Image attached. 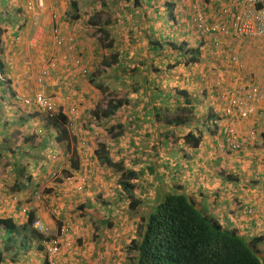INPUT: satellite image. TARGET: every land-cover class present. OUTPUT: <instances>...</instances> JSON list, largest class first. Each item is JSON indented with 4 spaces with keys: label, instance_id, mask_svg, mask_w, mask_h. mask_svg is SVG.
I'll list each match as a JSON object with an SVG mask.
<instances>
[{
    "label": "trees",
    "instance_id": "trees-1",
    "mask_svg": "<svg viewBox=\"0 0 264 264\" xmlns=\"http://www.w3.org/2000/svg\"><path fill=\"white\" fill-rule=\"evenodd\" d=\"M97 1L94 2L97 4ZM131 1L138 8L139 25L146 24L147 27L144 37L139 38L141 42L139 50L134 34L136 27L134 29L131 25L125 27L128 20L126 12L130 13ZM180 1L182 0H101L98 6L93 7H97V10L91 20V36L96 42L94 49L101 56L102 71L99 76L101 78H95L96 76L92 75L89 77L90 83H93L107 97L103 107L98 106L91 110L93 115L90 111L86 112L87 106L84 105V99L81 100V97L85 98L82 94L76 96L74 100L76 102L71 103L78 108V114L75 117L68 111H63L64 105L60 106L53 114L48 113L45 117L40 116L38 119V121L42 119L47 121L48 126H44L46 131L36 128L31 130L30 134L20 133V137L16 138L14 128L22 127L27 120L22 119L21 116L12 119L13 115L5 116L0 109V169L2 173L8 172L7 176L13 178L11 190L21 189L22 179L30 166L29 170L41 163L44 164L43 159L50 153L51 146L55 145L56 140H63L69 146L72 137H68L67 126L79 130L75 132L74 140L80 139L79 141L85 142L80 130L84 127L89 128L81 121V117L83 120V115L87 113L90 117L93 116L92 120H96L97 126L110 125V132L118 127L117 133L121 132L124 135L134 131L139 134L137 137L142 135L147 141L152 135L157 134L158 144L171 148L181 145L180 149L190 147L195 152L199 150L203 134L206 131L217 130L223 117L208 111L204 120H198L195 117L196 106H202L204 102L197 96H193V92L185 87V82L192 75L189 72H182L179 68L174 69L181 63L182 67L199 63L203 57L198 47L207 46L205 42H200L198 46L189 45L183 32L181 33L183 39L179 41L176 39L173 29L183 27L181 23L184 21L192 22L193 31L198 34V36L194 34L197 38L203 37L193 20L191 0H187L190 10L189 13L185 11V14L182 11L183 4L178 6ZM68 2L74 10L73 21L79 20L85 14L80 13V0H68ZM219 2L220 0L215 1V3ZM103 13L107 14L105 19L100 17ZM165 13L168 14L167 17L163 16ZM25 19L19 0H0V53L4 49V36L8 25L13 24L11 26L13 29ZM170 32L172 33L169 34ZM212 42L208 40V44L214 46ZM65 44L72 43L65 42ZM66 45L61 47L65 49ZM72 45L74 47V44ZM76 50L75 48L69 59L61 58L60 63L69 68L72 74L76 70L88 75V68L82 65L81 56ZM1 61L0 59L2 68ZM171 74L174 76L171 77ZM167 75L170 79L166 78ZM193 77H197L196 74ZM105 80L110 82L106 83ZM128 82L131 83L128 84ZM116 86L129 88L131 92L124 97H119L110 90ZM170 101L172 104L168 105ZM171 106L174 107L176 114L169 116L168 108L171 109ZM160 109L164 112L161 113ZM73 118L74 123H71ZM27 119L31 122L29 117ZM194 121H200L201 124L199 122L196 124L197 122ZM210 125L213 127L210 128ZM260 138L264 142V134L260 135ZM107 143H101L95 149L94 155L101 161L100 163L105 165L104 167L114 170L112 175L118 176L116 183L122 187L123 192L116 191L117 196L121 197L123 193L133 195L139 178H142L145 173H157L156 164L149 156L146 157L147 165L143 168L140 166V160L145 157L141 159L137 156H145V154L140 151L136 141L127 143L125 148L119 146V143L113 148H107ZM77 153L78 150L75 148L74 154ZM71 155L73 158L70 156L69 161L70 164L72 163V169L75 170L79 166V161L77 162L74 158L73 152ZM24 156H28V163L33 164L23 163ZM180 161L179 153L175 151L174 160L168 159L163 167L168 168L169 165L174 164L176 171H181ZM219 171L221 175H224L221 167ZM229 178L227 180L229 183L234 184L238 181V178L232 175H229ZM178 186L176 191L156 190V193L154 191L148 193L155 196L153 203H147V206L152 207V211L140 218L136 238L128 239L127 250L124 252L128 264H264L261 258L262 249H260L263 235L244 236L235 229L227 228L213 213H208L207 209L201 208L190 198V195L180 191ZM145 188L144 186L143 189ZM202 199L205 201L206 198L203 196ZM82 204L81 208L84 206V203ZM140 205H146L143 196L134 197L130 203L132 210H136ZM247 205L250 204H242L240 209L243 210ZM32 211L35 210L32 209ZM32 211L29 218L22 223L10 216H0V264H30L27 260L33 249V242L37 241L40 244L43 239L53 237L49 231L42 233L31 226L35 216ZM93 219L97 221L98 216H93ZM104 219L95 230L98 240L109 234L102 228L109 225L110 219L109 217ZM99 226L102 227V231ZM107 249L112 248L103 242L97 246V251L93 255H98L99 250L102 254Z\"/></svg>",
    "mask_w": 264,
    "mask_h": 264
},
{
    "label": "rangeland",
    "instance_id": "rangeland-1",
    "mask_svg": "<svg viewBox=\"0 0 264 264\" xmlns=\"http://www.w3.org/2000/svg\"><path fill=\"white\" fill-rule=\"evenodd\" d=\"M16 1V0H14ZM38 4V0H19L20 6L22 8V11L25 16V20L22 21V23H18V27L12 29L11 26L8 25V30L5 33L4 36V48L6 50L4 59L7 60V66L6 73L4 75L5 81H8L7 86H12L14 88V91L20 90L28 93L30 96L34 95L38 92H44L47 96L53 97L55 95H69V98L71 95L73 96V100L76 98V96L84 95L85 98L81 97V100L84 99V105L87 106L86 112L90 111V113L93 115L91 110H94L98 108V106H104V100L107 99L105 95L102 93V91L95 87L93 83H90V77L89 76H96L95 78H101L100 73L102 71V60L101 56L98 52L95 51L94 47L96 46V42L94 39H92L91 32V20L94 18V13L97 10L96 8H93L94 6H98L100 4L98 0L97 4L94 2L95 0H80V13H85L82 15L79 20L73 21L72 15L74 13V10L69 6L68 1L64 2L67 3V9L63 12L61 10L57 9L56 5L49 4L47 6L46 0H42V6L38 8V5H33L32 2ZM52 1V0H51ZM28 2H30V6H28ZM94 2V3H93ZM205 2V9L208 8L209 12L213 13V10L215 7H219L220 5H217L213 2L214 0ZM223 3V2H222ZM95 4V5H94ZM180 4H183V14L186 11L189 13L190 5L187 4V0H182L180 3H178V6ZM51 5V8H50ZM87 6V7H86ZM92 6V7H91ZM89 8V9H88ZM109 8V7H108ZM130 13L129 11L126 12L128 14L127 23L125 24V27L128 25H131L134 29L136 27V31H134L135 37L137 38L136 45L137 49L139 50L140 43L139 38L144 37V33L147 29L145 26L144 29H142V26L139 25L138 20V8L134 4L133 1L129 4ZM51 9V10H49ZM109 13L110 11H105ZM186 13V14H187ZM107 14L103 13L100 14V17L102 19H105ZM44 16L49 17V21L52 23V26L57 25L60 29L63 28V23L67 25L66 29L69 31L68 39H66V42L74 44V47L77 49L78 53L81 56L82 59V65L86 67L88 70L87 74L79 73L78 71H74L76 79L74 80L73 86L68 85L65 86V83H62L64 80L66 81V78L63 76L66 72L65 70H69V68H66L63 64L59 63L58 57L61 52H64L65 49L63 47H57L52 42V36L51 33H46L45 37L49 39V42L46 44L43 42V36H41L42 33H44L42 30H47L46 28L42 27L41 20ZM164 17H167L168 14H163ZM69 19V20H68ZM43 21V20H42ZM73 21V22H72ZM134 22V23H133ZM73 23V24H71ZM183 22L181 23V26L183 27H177L176 29H173V33L175 32L176 39L182 40V32L185 35V38L189 45L198 46L201 43L205 42L207 46H199L198 49L201 52L202 60L197 64L189 65L188 67H182V63L177 65L174 69H181L182 72H189L192 76L196 74L197 77H189L188 81H186L185 87L190 89L193 92V96H197L200 98L204 103L202 106H196L195 111V117L198 118V120L202 119L204 120L207 116L208 111L212 114H222L221 113V104L218 98L216 99V95L219 90H217V87L215 85L216 81L221 82L220 86H226L227 82L225 80H229L231 76V72L233 68H231L232 65L227 63V59H225V54H222V50L219 49L220 47L212 46L211 44H208V41L205 39V37H199L197 38L198 34H196L192 25V22ZM135 24L136 26H134ZM17 31L18 33L14 35V32ZM74 31L76 34H79L78 37H74ZM170 32L169 34H171ZM196 36H195V35ZM65 37V34L63 35ZM135 38V39H136ZM203 38V39H202ZM261 39V38H258ZM243 40V46L242 50V56L240 55V61L244 64L243 70L240 72H247L250 76H252L255 80H257L253 73L254 71L251 67L249 62L247 61L249 59L248 56L245 54L246 48L248 44L254 42V40ZM224 41V40H223ZM222 41V42H223ZM261 41V40H260ZM262 44H264V39H262ZM260 43V45H261ZM255 44V43H254ZM258 44V42H256ZM188 45V46H189ZM222 48V47H221ZM263 47L260 48V52L262 51ZM120 52V50H119ZM259 52V54H261ZM240 54V53H239ZM264 55V53H263ZM245 56V57H244ZM262 56V54L260 55ZM109 58V57H108ZM51 60L56 61V68L53 71L52 75L50 77L43 76V71L46 69L47 65ZM167 63V61H164V63ZM81 64V63H80ZM11 66V68H10ZM253 70H251V69ZM190 70V71H189ZM250 70V71H249ZM14 71V74L12 73ZM176 71H174V74ZM174 74H171L170 76L173 77ZM176 75V74H175ZM166 76L167 79H170ZM181 78V77H180ZM228 78V79H227ZM176 80V79H174ZM233 80L231 79L229 84ZM60 82V83H59ZM106 83H109L108 80H105ZM131 82H128L130 84ZM133 84V83H132ZM164 85V81L162 82ZM181 84V83H180ZM120 85V84H119ZM182 85V84H181ZM70 89V90H69ZM114 94H117L119 97H124L128 95V92H131V89L127 88H121L120 86L113 87L110 89ZM116 90V91H114ZM67 93V94H66ZM66 100V98H65ZM76 102V101H73ZM86 102V103H85ZM78 103V102H77ZM194 103H197L194 101ZM83 104V103H82ZM172 104V101L168 103V105ZM15 106L23 107L21 104H16L9 98V100L4 99L3 105L1 107V112H5L8 108H13ZM166 106V105H164ZM263 106V105H262ZM66 108V107H65ZM81 107H79L80 109ZM162 108V107H161ZM26 109L21 114L23 117L30 116L32 112V108L26 107ZM163 110L167 111L162 108ZM168 114L167 115H175V109L171 106V109L168 108ZM14 110H16L14 108ZM161 110V109H160ZM161 110V113L164 111ZM56 111V110H54ZM264 111L262 108L260 111H258V114H261ZM18 116V115H17ZM82 116V115H81ZM194 116V113H193ZM93 116H89V113L83 115V120L81 117V121L83 125L89 126V128H82L80 131V134H83L85 138V146H82L81 149V143L79 140H74L73 137L75 136V132L79 130H75L74 128H70V126H67V133L68 137L72 139L70 140L71 143H69V146L67 148V156L66 158H73L71 155L75 148L78 150V153L74 156V158L77 160V162H81V165L78 166L77 169L73 170L75 173L80 174L79 181H75L74 186H71L70 188H63L61 189L62 193L59 194V196H55L54 199L57 201V203L60 201V197H63L64 199H71L74 197L88 199L87 203L91 205L92 209L97 207H101L102 209H106L108 207V210H112V219L115 224V228L113 229V235L112 240L108 241L106 245H110L112 249L114 250V256H121L120 259L118 258H112L111 256H108V258H104L103 260L99 261V264H105V261L108 259L112 262V264H128V260L126 256H124V252L127 250L128 246V239L129 237L136 238L138 225L140 223V218L142 216H147V214L152 211V207L147 206V203H153V200H155L154 195H149L148 193L155 192V190L162 191H176L177 190V183L181 182V187L183 190L193 189L190 193V198L196 202L199 206H202V202L200 201L201 195L200 191L202 188H205L208 186V184L213 183L215 180L219 181V167L222 168L224 171V175H221L222 179H230L229 175H232V177H237L241 174V172L236 169L234 165L231 164V162H227L225 160H232L230 158V155L228 156V153L224 151V148L222 147L221 143V137L219 132L211 131V132H205L203 134L202 144L201 148L198 150V154H194L189 147L182 150L180 149V146L178 145L175 148L171 147H165L164 149L166 151V156L174 154V152L179 153V157L181 158L180 164L182 171H176L179 173L178 175V182H176V175H173L172 170L174 169V164H171L168 166V168H164V162L166 163L167 159L164 160V155L160 156V153L157 152L158 147L160 146V143L158 144L157 141V134H154L151 136L148 141L146 138H143L142 135L140 137H137L136 132L132 133H125L124 135L120 132L117 133L119 128L115 127L111 132L109 131L110 125L104 124L97 126L96 120H92ZM220 117V116H219ZM36 118V117H35ZM221 118V117H220ZM85 119V121H84ZM216 123L218 122V119L216 118ZM197 122L196 124H201L200 121H194ZM43 123H47V121H43ZM43 123H40V127L43 128L45 125ZM262 123V120H260V124ZM211 124V123H210ZM33 124L30 128H14V135H18L19 132L17 131H23L27 133L28 130H32ZM213 125H210V128H212ZM59 128H62L59 126ZM203 128V127H201ZM221 124L218 127V131H220ZM257 128V127H256ZM77 129V128H76ZM46 130V129H44ZM156 133V132H154ZM136 135V137H134ZM82 136V135H81ZM245 137V136H244ZM242 137V138H244ZM15 138V137H14ZM136 141V143L140 147V151L144 152L145 156L138 155L137 157L143 158L141 161L140 166L143 168L147 165L146 157L149 156L151 161L156 162V168L157 173L156 174H150L145 173L142 178H139L135 185V190L133 195L132 194H126L123 193V196L119 197L116 194V191H122L123 189L121 186H119L116 183V180L118 179V176L112 175L114 174V170L110 167H104L101 161L94 155V152H96V148H98L101 143H107V148H113L114 146H117V144L122 148H125L127 146V143L131 141ZM212 142L213 153H209L207 149L204 148L206 142ZM210 142V144H211ZM112 144V145H111ZM155 144V146H154ZM251 145H254V143H250ZM152 147V149H150ZM248 144L243 149V153H247L248 150ZM254 148L258 150L261 148V144L254 145ZM57 149V147H52L50 149L49 158L52 159L54 156L53 152ZM160 149V148H159ZM212 149V148H211ZM211 151V150H210ZM259 151V150H258ZM90 152V153H89ZM170 152V153H169ZM254 152V151H251ZM261 152H263L261 150ZM240 153V152H239ZM239 153L237 154L239 158ZM223 155V158L221 159V162H218L216 159L218 156L221 157ZM258 154V152L253 153ZM260 154V153H259ZM51 155V156H50ZM126 155V154H125ZM228 156V157H227ZM174 157V156H173ZM247 157V156H246ZM159 158L161 159L159 161ZM241 155L240 158L241 159ZM245 158V157H244ZM252 158V157H249ZM65 159V158H64ZM194 159L193 161H191ZM164 160V161H163ZM159 161V162H158ZM163 161V162H162ZM24 163H27V161L23 160ZM66 162V161H65ZM46 165V163H45ZM42 166V168H47V166ZM81 166L83 167V170L81 169ZM87 167V168H86ZM70 168L72 169V163L70 164ZM89 168L95 169V175L93 176L91 173H88ZM87 170V171H86ZM239 171V172H237ZM32 176H37L36 180L39 182H42L40 184L34 185L36 186L38 190H40V193H50L47 192V188H51L50 186H46V184L50 181L51 178L56 177L55 175H51L46 170V172L40 173V176L38 174H35L36 171H32ZM61 175L67 176L70 174L68 171V168H65L64 170H60ZM173 176V177H172ZM42 177L45 179L43 180ZM177 177V176H176ZM87 178V179H86ZM238 178V177H237ZM13 178H10L12 180ZM84 179V180H82ZM43 180V181H42ZM87 180V181H86ZM234 180V179H233ZM232 180V181H233ZM211 182V183H209ZM241 184L244 183V179H240ZM239 182V183H240ZM251 183V182H250ZM117 185V186H116ZM146 187L143 189V187ZM138 187V188H137ZM261 187L264 189V184L261 182ZM236 189V188H235ZM31 190L28 189V192L30 193ZM24 192V191H23ZM23 192L19 193L17 195L18 202L20 205H31L34 203L32 195H23ZM143 193V194H142ZM156 193V192H155ZM217 193V192H216ZM33 194V193H32ZM158 195V193L156 194ZM139 198L143 196V200L145 201L146 205H140L136 208V210H132L130 203L133 201V198ZM164 196V195H163ZM162 196V198H163ZM159 198V196L157 197ZM160 198V199H162ZM159 199V200H160ZM67 201V200H65ZM17 204V205H19ZM232 204L234 205L235 202L232 201ZM247 204V203H246ZM42 206H38V210H48L47 203L44 202L42 204H39ZM73 205V204H71ZM16 206V205H15ZM9 205H0V212L2 210H11ZM213 205L210 206V209H212ZM236 207H240V203L236 204ZM256 207L259 209L261 207L255 206V205H247L241 209L243 211L242 213L246 216H252L257 214ZM215 208V206H214ZM225 206H221L220 210H225ZM264 208H262L263 210ZM248 210V211H247ZM246 211V213L244 212ZM15 213V208H14ZM110 213L108 215H111ZM264 214V211H261L260 215ZM107 215V216H108ZM77 217H79L78 214H76ZM103 218L105 217L103 213ZM19 218V216H18ZM44 225V224H43ZM92 231V230H90ZM38 244H34V249L37 248ZM37 257L35 252L30 253L29 259L33 258L35 259ZM106 259V260H105ZM36 260V259H35ZM95 260V259H94ZM43 262V260H41ZM37 263V264H43V263Z\"/></svg>",
    "mask_w": 264,
    "mask_h": 264
},
{
    "label": "crops",
    "instance_id": "crops-1",
    "mask_svg": "<svg viewBox=\"0 0 264 264\" xmlns=\"http://www.w3.org/2000/svg\"><path fill=\"white\" fill-rule=\"evenodd\" d=\"M46 1H49V2H47V6H49V4H51V5L54 4V5H56L57 9L61 10V12L65 11L67 9V6H66L67 3H64V2L65 1L67 2L68 0H52V1L46 0ZM215 1H217V0H214L213 4L215 3ZM230 1H232V0H220L219 3L223 4L222 2L228 3ZM219 3H215V4L218 5ZM51 5H50V8H51ZM49 10H51V9H49ZM42 20H41L42 27L46 28L47 30L46 31L42 30L44 33H42L41 36L44 37L43 42L46 44L47 42H49V39L45 37L46 36L45 34L47 32L51 33L52 23L49 21V17H47V16H44L42 18ZM71 24H73V23H71ZM63 25L64 26L61 29V34L62 35L65 34V39H68L69 31H67V29H66L67 25H65V23H63ZM145 26H146V24H142V29H144ZM14 33L17 34L18 32H14ZM74 34H75L74 37H76V38L79 35V34H76L75 31H74ZM262 39H264V38L254 40V42L248 44L246 51H245V54L247 55V53H249L248 56H246V57H249V59L247 61L249 62L250 67L254 71H256V73L254 72L253 75L255 77H257L256 78L257 81L264 84V55H263L264 44L261 43ZM222 41H223V44L228 45L229 42L231 41V39L230 38H223ZM256 42H258V44H256ZM260 43H261V45H260ZM242 46H243V43L241 44V48H242ZM261 47H263V49L260 52ZM242 50L243 49H241L239 56L240 55L242 56V54H241ZM5 52H6V50H5ZM259 52L262 54V56H260L261 54H259ZM222 54H225V53L223 52ZM4 55H5V53H4ZM225 59L228 60L226 54H225ZM239 59H240V57H239ZM10 68H11V66H10ZM231 68H233V70L231 72V76H230L229 80H225L227 82V85H229L228 81H230L231 79L233 80L235 74L237 73V70L233 65L231 66ZM65 72L66 73L63 76L66 78V81L64 80L62 83H65V86H68L69 84H71L73 86L74 80L76 79L75 73L72 74L71 70H65ZM247 72L246 71L244 73L240 72V75L242 76V78H244V75H246ZM12 73L14 74V71H12ZM61 95L64 96L63 94H61ZM65 98H66V100H65ZM64 100H65V103L71 104L75 99L73 100L72 95L70 98H69V95H65ZM262 105L263 106H261V109L262 108L264 109V102ZM11 111H12V109L8 108V109H6L5 112L10 114ZM13 111H14V113L16 112V110H13ZM258 113L254 114L253 116H251L249 118L235 121V125H236V127H237V129H238V131L242 137L247 136V134L251 130H255V131L259 130L260 125L262 123H264V111L261 114H258ZM217 115L222 116V114H217ZM260 120H262L261 124H260ZM222 121H223V118L220 120V122H222ZM207 132L209 133V131H207ZM217 132H219L218 128H217ZM202 142L203 141H201L200 146H201ZM210 142H206L205 143L206 146H204V148L207 149L209 151V153H213V150L215 148H213L212 142H211V144H210ZM256 144H261V148L258 149L259 151L254 148V145H256ZM254 145H249V147H247L248 148L247 151H249V152L244 154L243 153L244 151L242 150L239 153V158L241 155V157H242L241 159L237 158L238 157V155H237L238 153H237V154H228V156L230 155V158L232 160H225L226 163L231 162V164L234 165L236 167V169H238L241 172V174L237 176L238 181H236V183H234V184L229 183L226 178L222 179L220 174H219V181L215 180L213 183L209 182L211 184H208V186H206L205 188H202V190H199L200 191L199 193L201 195L200 201L202 202L201 208H206L208 213H213V215L216 218H218V220H220V222L222 224L226 225L227 228L235 229V230H237V232L239 234L244 235V236H246V235H250V236H261V235H263V239H262L263 243L261 242L260 249H262L261 252L263 254V256H261V258L264 260V214L260 215L261 211H264V209L262 210V208H264V189H263V187H261V182H262V184H264V142L262 141V138H259L255 142ZM54 146L57 147V152L59 154V157H58L56 162H52L50 160L49 165H53V166L58 165V164L68 165V162H65V159L61 158V155L64 153V150L67 147V143L60 141L58 143H55ZM200 146H199V148H201ZM150 149H152V147ZM164 149H166V148H164V145L160 144L157 152L160 153V156L164 155V160L167 159L166 163L168 162V159L174 160V157H173L174 154L166 156V151ZM189 149H191V151H193L194 154H198V150H196V152H195L194 149H192L190 147H189ZM261 150L263 152H261ZM251 151H254V152H251ZM256 152H258V154H255L256 156H254L253 153H256ZM220 155H221V157L218 156L216 158L218 160V162H221V159L223 158V155L222 154H220ZM249 157H252V158H249ZM160 160L161 159L159 158V161ZM193 160L194 159H192L191 161H193ZM154 163L156 164L155 161H154ZM182 169H184V168H181V171H182ZM171 170H172V173L176 172V167H174V169H171ZM239 171H237V172H239ZM95 172L96 171H94L92 173V175L93 174L95 175ZM178 174L179 173H173V175L177 176V177L175 176V178L177 180L176 182L179 181L178 180V178H179ZM241 178L244 179L243 184H241V182H240ZM181 182L182 181H180V183H177V184L182 185ZM183 188L181 186L180 187L178 186V189H180V191H184L188 195L192 194V193H190L191 191H193L192 188L188 189V190H186V189L183 190ZM61 193H62L61 190H56L53 193V195L59 196V194H61ZM203 196L206 198L205 201H203V199H202ZM65 200H67V201H65ZM79 201H80V199H79ZM84 201L85 200L82 199V202H84ZM232 201L235 202L234 205L232 204ZM237 203H240V206L244 203H247V204L255 205V206H258L261 208L258 209L256 207L257 214L252 215V216H246L245 214L242 213L240 207L239 208L236 207ZM58 204L60 205V207H61L60 209H61V211H63L65 216H71V214L68 213V211L74 207L72 198L71 199H64L63 197H60V201L58 202ZM71 204H73V205L71 206ZM211 205H213L212 209H210ZM214 206H215V208H214ZM221 206H225L226 207L225 210H223V209L220 210ZM90 210H92L94 212L93 216H98L97 221L96 220L94 221L93 216L90 218V215H89ZM82 212L87 213L88 217L81 216V217H78V219L74 218L78 240L76 241V243H77L76 247L72 251V255H71L73 264H87V261L89 262V260L91 259L89 256H93V254L97 251V246H100L102 244V241L105 240L104 238L98 240L97 234L95 236V230H96L98 224L105 220L104 218L109 217V219H110L109 225L108 226L105 225V227H103V228L99 226L100 231H102V229H104L105 231L108 229L111 230L112 228L115 227L114 221L112 219V214H111L112 210L111 211L108 210V207H107V210L106 209L104 210L101 207H99V208L95 207L93 209H87L84 207V210H82ZM38 213L45 220V222L49 225V228H55L53 220L48 216V214L46 213V211L44 209H42ZM103 213L105 215L104 218L102 217ZM109 213L111 215H108ZM90 230H92V231H90ZM78 235L81 236L80 239L78 238ZM109 235L112 236L113 232H110ZM105 264H112V262L107 259L105 261ZM114 264H115V262H114Z\"/></svg>",
    "mask_w": 264,
    "mask_h": 264
},
{
    "label": "built area",
    "instance_id": "built-area-1",
    "mask_svg": "<svg viewBox=\"0 0 264 264\" xmlns=\"http://www.w3.org/2000/svg\"><path fill=\"white\" fill-rule=\"evenodd\" d=\"M38 8L42 6V0H38ZM191 10L193 20L196 22L202 36L210 34L215 47H220L233 65L237 73L233 81L226 86H220L216 81L217 98L222 104V114L226 118L220 128L221 143L224 151L228 154L241 152L246 144L251 145L264 134V123L259 130H251L242 138L234 125L237 120H242L257 114L264 102V84L255 80L248 74L244 78L240 75L244 64L239 59L243 40L264 38V0H232L221 4L212 12L205 9L204 0H192ZM53 43L57 47L65 44L64 37L60 34L57 26L52 29ZM230 38L228 45L223 46L222 39ZM222 47V48H221ZM75 51L72 44L66 45L60 59L67 60ZM77 62V61H75ZM56 61L51 60L43 71V76H48L55 68ZM32 101L47 113H54L58 107L63 106V111H68L75 117L78 108L75 104L64 103L62 95L47 96L44 92H37ZM25 103L30 100L24 99ZM66 107V108H65ZM71 123H74V118ZM81 145H85L81 142Z\"/></svg>",
    "mask_w": 264,
    "mask_h": 264
},
{
    "label": "clouds",
    "instance_id": "clouds-1",
    "mask_svg": "<svg viewBox=\"0 0 264 264\" xmlns=\"http://www.w3.org/2000/svg\"><path fill=\"white\" fill-rule=\"evenodd\" d=\"M32 4L33 5L35 4L37 6L36 1H35V3H32ZM191 4H192V0H191ZM218 5H221V3H219ZM28 6H30V2H28ZM207 10H208V8H207ZM54 26H57V25H54ZM54 26L51 27V36H52V29ZM16 27H18V26H16ZM59 30H60V34H61V29L59 28ZM15 32H17V31H15ZM14 35H16V33H14ZM204 37L208 41L210 39L211 35L207 34L206 36H203V38ZM52 40H53V38H52ZM64 40L66 42L65 37H64ZM223 46H225V44H223ZM3 48H4V46H3ZM222 52H223V50H222ZM4 53H5V48L3 49V52L0 53V59L2 60L1 62L3 63L2 68L0 67V109L3 105V100L4 99L9 100V98H11L13 105H14V103H16L17 105L21 104L23 107L15 106V107L11 108L12 111L10 114H8L7 112H2V114H4L5 116H12L14 114L13 110L15 108L16 109L15 116L13 115V117H11V118L14 119V117L18 118V116H21L22 119L27 120L26 124H22V128L28 129L33 124H35L33 126L32 130H34L36 128L44 130V127L43 128L40 127V123H43V121H46V120L42 119L41 121H38V119L40 118V116L45 117L48 113L32 101V99L34 98L36 93L34 95L30 96L28 93H26L24 91H20V90L14 91V88L11 85L7 86L8 81H5L6 79L4 78V75L6 73L5 66H7V60L4 59ZM60 56H61V53L58 57L59 63H60ZM55 68H56V66H55ZM55 68L51 71V73L48 76H45V77H50L52 75L53 71L55 70ZM25 98L26 99L28 98L30 100V102L25 103L24 102ZM216 99H217V95H216ZM64 103H65V100H64ZM26 107H30L33 110H32V112H30L31 113L30 116L23 117V115L21 113L26 110V109H24ZM221 112H222V104H221ZM28 117L30 118L31 122L27 119ZM222 117H223V120L225 121L226 118L223 116V114H222ZM222 123H223V121L221 122V125H222ZM43 124L45 126H48V123H43ZM28 125H30V127H27ZM234 125H235V122H234ZM54 131H56L55 128H54ZM17 132H19V134L14 135V136H16V138L20 137V133L30 134L31 130H28L27 133L24 132V130L23 131H17ZM219 134H220V131H219ZM220 137H221V135H220ZM61 141H63V140H61ZM58 142H60V141H58V140L55 141V143H58ZM81 142L82 141H80V143ZM82 146H85V145H81L80 146L81 149H82ZM52 147H54V146H51V148ZM67 148H68V146L64 150V153L61 155V158H63V159L65 158V161L68 162V165H65V164H58V165H54V166L49 165L50 160L52 162H56L58 157H59L57 149H55L54 150L55 152L53 153L54 156H52L53 157L52 159L49 158V154H48L43 159L44 164L41 163L39 166H36L35 168H31L30 170H29V168L31 166L28 168L27 174L22 179L23 182L21 184V189H19L18 191L17 190L14 191L13 189L11 190V188L13 187L14 180L13 179L10 180V176H7L8 172L2 173L1 169H0V205L14 206L13 208L10 207L11 210H7V211L2 210V212H0V216H3V215L4 216H10V217L15 218L16 221L18 220L22 223V222H25V220L29 218V214L31 213L32 209H34L35 211H32V212L35 214V216L32 219V225L31 226L33 228L37 229L38 231L42 232V233L49 231L51 233L50 234L51 237L53 236L50 239H43L40 242V244L37 241L33 242V247H32L33 249L31 250L30 253L35 252L37 257L35 258L36 260L33 258L29 259V256H30V253H29L27 262L30 264H37L39 262L41 263L42 262L41 260H43V262H42L43 264H45V263H47V264H73L71 255H72V251L76 247V244H77L76 241L78 240L77 239L76 226H75V219L76 218L78 219L76 214H78L79 217H81V216L88 217V214L85 212H82V210H84V207L87 209H92L91 205H89L87 203L88 199H84V197L79 198V196L74 197V198H72V201H73L75 208L73 207L72 209H70L68 211V213H70L71 216H65L63 211H61V209H60L61 208L60 205L54 199L55 196L53 195V193L56 190H61L63 188H70L71 186H74L75 181H79V177L81 176L80 174L75 173V171H73V169L70 168V161H69L70 157L66 158ZM28 156L23 157V160L27 161V163H28ZM23 160H22V162H23ZM45 163H46V165H45ZM28 164L32 165L33 163L29 162ZM44 165L47 166V168H45V169L42 168V166H44ZM79 165H81V162H79ZM65 168H68V171L70 172V174L67 176H63V175L60 176V174H61L60 170H64ZM81 169L83 170L82 166H81ZM46 170L48 172H46ZM32 171H36L35 174H38V176H40V173H43V172L49 173L51 175L53 174L56 176L54 178H51L50 181L46 184V186L52 187V189L47 188V190H48L47 192L50 191V193H45V194L42 193L41 194L40 190H38L36 186L34 187V185L40 184L42 182H39L38 180H36L37 176H32V173H33ZM88 173L92 174L93 168H89ZM42 179L45 180L43 177H42ZM82 180H84V179H82ZM28 189L31 190L30 193L28 192ZM21 192H23V195H32L34 203L31 205H28V206L27 205H20L18 202L17 195ZM44 198H45V202L47 203V207H48V210H45V211L48 214V216L53 220L55 228H49V225L45 222V220L38 213L40 210H38L37 207L42 206L39 204H42L44 202ZM79 199H80V201H79ZM82 199L85 201L82 202ZM82 203H84L83 208L80 207L81 205H83ZM17 204H19V205H17ZM14 208H15V213H14ZM89 215L91 218L94 215V212L92 210H90ZM18 216H19V218H18ZM114 228H112L111 230L110 229L106 230L105 233L113 232ZM78 238L80 239L81 236L78 235ZM112 238L113 237L108 234V236L104 237L105 240L102 241V244H103V242L106 244L108 241H111ZM35 243H37L38 246H37V248L34 249ZM106 246H110V245H106ZM37 251L39 253H37ZM114 254L115 253H114L113 249H107L106 251H103L102 254L99 250L98 255L89 256L91 259L89 260V262L87 261V264H99L100 260H103L104 258H107L108 256H111V255H112V258H114V257L119 258V259L121 258V256H114ZM124 256H125V254H124ZM24 261H26V260L24 259Z\"/></svg>",
    "mask_w": 264,
    "mask_h": 264
}]
</instances>
